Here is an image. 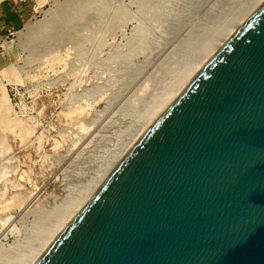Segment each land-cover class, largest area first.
<instances>
[{"label":"water","instance_id":"water-1","mask_svg":"<svg viewBox=\"0 0 264 264\" xmlns=\"http://www.w3.org/2000/svg\"><path fill=\"white\" fill-rule=\"evenodd\" d=\"M35 264H264V0Z\"/></svg>","mask_w":264,"mask_h":264},{"label":"rangeland","instance_id":"rangeland-1","mask_svg":"<svg viewBox=\"0 0 264 264\" xmlns=\"http://www.w3.org/2000/svg\"><path fill=\"white\" fill-rule=\"evenodd\" d=\"M24 1L25 21L30 25L53 9H62L64 19L77 11L85 16L90 6L108 11L113 5L111 0ZM124 22L110 24L93 48L77 36L71 47L67 37L56 35L46 45L25 50L18 41L23 28L13 31L0 23L1 248L23 243L41 215L58 214L88 188L129 134L130 121L121 113L133 95L136 93L133 100L142 102L141 107L156 93L158 76L163 83L179 40L163 48L164 41L156 44L162 40L154 36L144 54L128 53L132 64L134 61L131 67L143 68L137 86L128 91L122 86L129 79L121 80L116 71H108L113 56L127 52L132 26Z\"/></svg>","mask_w":264,"mask_h":264},{"label":"bare ground","instance_id":"bare-ground-1","mask_svg":"<svg viewBox=\"0 0 264 264\" xmlns=\"http://www.w3.org/2000/svg\"><path fill=\"white\" fill-rule=\"evenodd\" d=\"M262 1L111 0L113 5L112 7H107L108 11H104L103 7L100 6H90V11L86 13L87 15L82 16L77 11L71 17L64 18L65 20L63 19L64 15L60 12L62 9H53L47 12L40 22H35L33 25L27 24L18 32L19 45L24 50L38 45H46L47 41L53 40L56 35H60L62 38L67 37L66 41L71 47H73V40L77 36V39H85V42L91 44L90 47L93 48L95 44H99V38L101 39L107 33L110 24L128 22L132 26V35L125 46L127 47V52L113 56L110 70H108L110 72L116 71L115 73L120 74L121 80L129 79L122 86L126 91L135 86L141 75L143 76V71L141 70L143 68L134 69V67H131L132 61L128 53L141 51V54H144L148 43L152 42L151 40H153L154 36L158 40H162L156 41L158 42L156 44L162 45L164 41L165 44L163 45L165 46L163 48L170 44L173 45L172 42L176 40H179V43H177V51L173 52V55L171 54V58L174 60L170 65L172 67L171 70L169 66L163 83H161L162 80L159 79V76L156 78L158 79L157 90L155 89L156 93H153L154 95L151 97L149 96L150 99H147L148 102L144 103L141 106L142 108L139 106L142 102L137 103L140 101L133 100L137 98L134 97L136 93L132 94L133 98L124 109L125 113H121L123 118L130 121L129 134L123 139V142L119 143L118 149L111 153L112 156L106 159L102 166L103 168L97 173L88 188L81 192L76 199L65 205L58 214L45 213L41 215L33 226L29 228L25 242L10 246L7 249L0 247V264H35L39 260L57 235L91 198L134 143ZM69 15L71 14L69 13ZM76 16L78 21L75 19ZM77 26L80 28L76 29ZM103 27L105 31L101 30ZM121 32H123V28H121ZM113 35L108 36L113 38ZM85 49L87 50V48ZM134 56L136 57V54ZM114 75L110 80L113 81ZM145 88L141 89L140 93ZM144 99H146V96H144Z\"/></svg>","mask_w":264,"mask_h":264},{"label":"crops","instance_id":"crops-1","mask_svg":"<svg viewBox=\"0 0 264 264\" xmlns=\"http://www.w3.org/2000/svg\"><path fill=\"white\" fill-rule=\"evenodd\" d=\"M24 2V0H0V23L13 31L30 24L31 22L25 21L27 12H24Z\"/></svg>","mask_w":264,"mask_h":264}]
</instances>
